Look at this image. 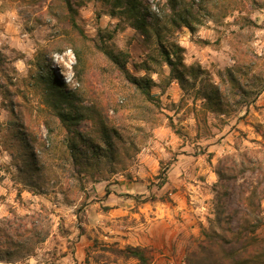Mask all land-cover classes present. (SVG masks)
<instances>
[{
	"label": "rangeland",
	"instance_id": "obj_1",
	"mask_svg": "<svg viewBox=\"0 0 264 264\" xmlns=\"http://www.w3.org/2000/svg\"><path fill=\"white\" fill-rule=\"evenodd\" d=\"M137 6L151 24L147 33L128 13L126 0H0V49L11 60L13 78L12 85L6 84L0 73V85L20 88L14 96L20 101L18 112L30 134L38 137L36 147L44 146L49 159L42 157L40 170L33 173L23 169V161L16 163L9 150L10 100L5 87L0 89V228L9 233L0 236L7 247L13 239L22 244L0 264H137L113 248L131 244L130 239L159 237L161 220L174 211L178 195L198 202L191 197L197 186L207 189L208 204L197 214L203 218L195 230L183 233V216L175 213L170 234L160 233L168 243L182 239L184 254L168 244L145 245L151 264H187V249L216 217V168L227 156L238 164L246 161L245 170L238 165L237 178L226 180L232 224L237 227L250 219L264 240V0H138ZM68 39L80 45L86 57L82 86L74 75L73 49H53ZM178 47L187 65L202 67L194 84L191 70L185 85L177 78L168 83L170 66L162 51L175 58ZM44 49L53 51L50 66L58 78L80 92L74 98L81 115L78 127L96 137L104 125L123 131L125 146L121 159H115H124L122 163L95 164L77 176L64 145L66 130L55 127L54 109L44 85L37 83L41 70L35 61ZM104 49L114 51L131 73L153 78L150 103L122 78ZM150 54L156 60L148 61L149 70L141 69ZM230 70L243 82L256 81L260 92L239 102L223 84ZM211 83L221 84L225 99L208 108L207 124L199 126L194 107L203 110L202 93ZM116 109L123 112V121ZM247 196L254 203V213L248 215ZM29 216L39 219L35 223L40 232L47 231L44 241L38 240L42 234L33 230ZM175 225L180 229L172 231Z\"/></svg>",
	"mask_w": 264,
	"mask_h": 264
},
{
	"label": "trees",
	"instance_id": "obj_2",
	"mask_svg": "<svg viewBox=\"0 0 264 264\" xmlns=\"http://www.w3.org/2000/svg\"><path fill=\"white\" fill-rule=\"evenodd\" d=\"M126 1L127 3H130L128 13L135 16L137 22H140L138 27L147 33L151 24L146 21L144 15L140 14V9L137 6L138 0ZM72 21L73 25L77 28L78 26L74 18ZM67 46L71 47L75 53L76 62L74 64V75L82 86L85 84V75L87 73V62L82 47L77 45L75 41L68 39L65 43L53 49L61 52ZM104 52L107 53V55H109L118 65L120 74L128 85L133 87L135 91L140 92L144 101L150 103L151 98L153 97L151 91L154 84L153 78L147 74L139 76L131 73L126 68L125 62H122L114 51L104 49ZM162 52L167 64L170 66L168 83L171 82L172 78H177L183 85H185L188 81L187 72L188 70H191L190 72L192 73L191 75L193 78L192 82L194 84V81H196L200 73L203 72L200 63L192 65H187L185 63L183 56L179 53L180 47L174 50L176 54L175 58L172 57L170 52ZM52 56L53 51L51 49H44L38 52L35 63L41 70H38V72H41L38 75L41 79H39L37 83L39 82L44 85L45 91L47 92V100L54 109L55 127L59 125L66 130L64 145L73 158V164L75 165V169H77V176L80 175L82 168H90L95 164H99V166L102 164L109 166L114 163H122L124 159L120 161H116L115 159L117 155L119 159H121V149L125 146L123 131L116 127L110 129L109 126L104 125L100 137H96L92 133L84 131L78 127L81 115L79 110L75 109L74 98L77 97L80 92L68 89L63 81L58 78L53 68L50 66L53 59ZM155 60V54L148 55L146 60L141 63V69L146 71L149 70L150 67L148 61ZM10 67L11 60L3 54L0 49V73L6 79V84L9 83V85H12L13 78L11 77ZM229 72V77L223 79V84L225 86H230L234 96L239 98V102H247L252 93L260 92L261 89H259L256 81L251 80L243 82L237 75H233L231 70ZM3 87H5L4 92L6 97L10 100L9 105H7L8 110L11 113V119L9 122V139L12 147H9L10 153L15 157L17 164H19V161H23L25 164L23 169L27 170L29 173H33L34 171L40 170L42 157L45 160H49L48 157L43 155L46 148L42 146V150H40V148L36 147L35 141L38 140V137L30 134L24 117L21 112H18L19 109L17 106L20 105V101H14V96L20 94L18 91L20 88L15 87L14 89H11L8 85H5V83H1L0 89ZM222 90L223 88L221 84L211 83L208 88L203 91L202 96L205 98V106L203 107V110L198 111V109L194 107L195 117L199 126L201 124H207L208 108H215L216 104H219L225 99ZM116 113L119 114L117 117L119 121L125 119L122 116L123 112L120 111V109H116ZM55 127L50 126L49 132H54ZM257 131H260V127L257 128ZM17 155L19 156V159H16ZM245 156H247V153H245ZM105 157H109V160L106 163L104 160ZM249 161L250 159L248 162ZM245 164L246 161L244 159L238 164L234 157L227 156L217 166L216 173L219 176V180L214 184L215 190L219 187L216 191L218 198L216 217L211 219L209 226L202 227V237L197 241L195 246L187 249V264H264V240L257 237L255 234L258 225L253 223L250 219H246L243 225L239 224L237 227L233 226L232 220L234 214L225 200V198L228 200L232 194L226 180L232 176L234 179L237 178L238 173H236V171L239 167L238 165H240L242 171L245 170ZM248 196L246 197V199L248 198V203L245 205L244 210L247 215L254 213V203ZM227 208L231 210V213L226 214ZM234 211L235 213L239 212L238 209H235ZM29 218L31 219V224L35 222L39 223V219L34 216H29ZM36 223L34 224V229H32L35 230L36 233H41L42 235H40L38 240L44 241L47 236V231L44 233L43 231L40 232L39 224ZM32 229L27 228L28 231ZM19 231L20 227H18L17 233L21 234ZM0 233L1 236L2 234H9L8 231H3L1 228ZM1 236L0 259L11 258V250H14L12 248L19 249L22 247V244L19 240L13 239L11 244L9 242L7 247L6 242L3 241ZM29 243L30 241H28V244ZM26 250L30 252L31 247H28ZM113 251L125 258L136 259L138 264H151L152 261L150 248L147 246L127 244L123 248H113Z\"/></svg>",
	"mask_w": 264,
	"mask_h": 264
},
{
	"label": "crops",
	"instance_id": "obj_3",
	"mask_svg": "<svg viewBox=\"0 0 264 264\" xmlns=\"http://www.w3.org/2000/svg\"><path fill=\"white\" fill-rule=\"evenodd\" d=\"M206 191L207 189H198L197 186H194L192 192H191V197L195 198L196 200H198V202L196 201L195 203H189L187 201V199H185V197L183 195H178L177 197V201L178 203L174 206V211L173 210H169L167 212V217L163 218L161 220L162 226H161V231L160 233L164 234L167 233L170 234L171 230H170V225L172 223L170 222H176V220H173V216L176 213H180L183 216V219L181 221L182 223V227L181 229L179 228L178 225H175L174 228H172V231L176 228H178V230H182V232L190 234L191 230H195V225L196 222H198V219L203 218V216L198 217L197 214H201L204 211L205 206H207V198H208V194L206 195ZM185 230V231H183ZM159 233V237H156L155 235H151V236H143L140 237L139 239H130L129 242H131V244L134 245H155L158 247H163L164 244H168L171 245V248H173V251H177L179 252V254L182 256L185 252V249L183 248V244L184 241L181 239H173V243L169 240L166 241L164 239V237H161ZM165 237L167 238L168 235H165ZM169 238V237H168ZM166 242V243H165ZM138 264V263H137Z\"/></svg>",
	"mask_w": 264,
	"mask_h": 264
}]
</instances>
